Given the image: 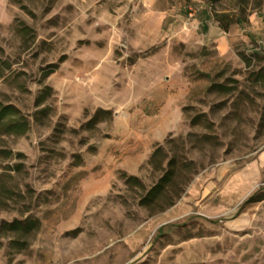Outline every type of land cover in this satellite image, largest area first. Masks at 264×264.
Listing matches in <instances>:
<instances>
[{"label": "rangeland", "instance_id": "rangeland-1", "mask_svg": "<svg viewBox=\"0 0 264 264\" xmlns=\"http://www.w3.org/2000/svg\"><path fill=\"white\" fill-rule=\"evenodd\" d=\"M0 103V264H264V0H0Z\"/></svg>", "mask_w": 264, "mask_h": 264}, {"label": "trees", "instance_id": "trees-1", "mask_svg": "<svg viewBox=\"0 0 264 264\" xmlns=\"http://www.w3.org/2000/svg\"><path fill=\"white\" fill-rule=\"evenodd\" d=\"M1 104L2 103H0V126H3L5 124L10 125L11 122H15L14 119H9L10 121H6L4 117L6 115H8L10 113V110H12V109L9 106L5 105V107H4ZM154 154H155V152H154ZM169 175H170V171H168V170L165 171L164 174L160 177L158 183H156L153 187H151V189L148 191V193L154 194L155 192L160 191L164 187L165 181L168 179ZM256 200L257 199H256L255 195L249 197V201H256Z\"/></svg>", "mask_w": 264, "mask_h": 264}]
</instances>
